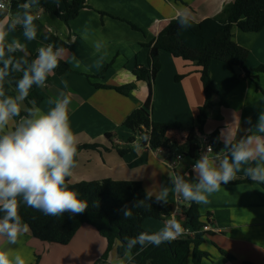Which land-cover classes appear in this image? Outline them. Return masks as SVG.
I'll return each mask as SVG.
<instances>
[{"label": "crops", "instance_id": "1", "mask_svg": "<svg viewBox=\"0 0 264 264\" xmlns=\"http://www.w3.org/2000/svg\"><path fill=\"white\" fill-rule=\"evenodd\" d=\"M233 1L86 0L87 8L68 24L37 8L32 9L38 17L35 21L37 38L25 41L18 26L9 37L19 39L23 45L17 56L28 58L36 54L39 47L45 46L41 40L45 33L73 44L71 49L64 50L62 59L69 72L61 76L51 75L46 86L38 88L43 95L40 106H46L49 98H55L61 91L68 92L72 97L70 118L78 147L87 144L99 147L97 150H78L72 183L110 179L139 182L145 189L147 180L152 189L158 191L161 184L168 183L169 173L190 176L191 159L174 162L167 151L143 146V134L128 144L130 132L123 127V122L143 106L150 94L153 122L192 126L197 134L198 109L204 102L197 68L161 51L160 68L153 80L138 81L133 70L135 67L149 68L148 45L171 20L177 18V13L187 10L191 22L199 23L217 16ZM10 12L15 16L16 12ZM232 34L233 41L248 51L245 68L255 71L264 67V31L243 33L233 28ZM97 42L99 48L95 47ZM73 54L81 61L78 69L72 67L75 61L69 62ZM98 60L102 61L99 67L95 63ZM208 74L213 92L201 132L211 138L215 136L214 141L221 146L218 149L213 147L210 156H215L224 147L219 139L222 129L227 127L235 135L239 128L238 136H243L251 127L249 118L254 125L259 113L264 112V72L257 74L255 84L246 78L242 68H230L214 61ZM179 76L183 77L177 78ZM63 81H67V89ZM124 85L132 86L127 95L113 88ZM5 88L9 94H14L15 88L7 81ZM166 137L183 145L187 132L169 129ZM116 148L129 152L120 156ZM237 175V180L222 184L220 190L209 197L208 203L193 202L200 221L208 219L213 228L200 246V251L208 255L200 264H264V184L254 183L243 172ZM185 203L186 207L183 206ZM167 205L172 210L175 207L182 209L177 216L189 207L190 202L182 199L177 203L175 196L170 194ZM159 222L143 221L142 228L158 233L164 228V222ZM106 247V240L86 226L67 246L40 242L27 230L20 236L18 245H10L0 237V250L8 251L11 256L21 255L26 264H127L124 256H118L117 244L105 260L100 261ZM219 249L233 260L222 256Z\"/></svg>", "mask_w": 264, "mask_h": 264}, {"label": "clouds", "instance_id": "2", "mask_svg": "<svg viewBox=\"0 0 264 264\" xmlns=\"http://www.w3.org/2000/svg\"><path fill=\"white\" fill-rule=\"evenodd\" d=\"M40 3L41 0H23L17 5L15 16L0 3L3 16L0 19V237L10 245H18L26 230L19 214L21 203L48 216L78 215L89 208L87 201L71 186L78 155L77 135L70 118L71 95L61 91L43 107L35 99L28 100L34 86H46L48 78L60 66L64 49L49 43L39 47L35 57L29 60L16 55L23 50L20 40L9 39L19 26L25 41L36 40L38 17L32 9ZM177 23L178 31L191 28L187 10L177 13ZM95 47L99 48L100 44L97 42ZM69 62L73 68L81 67L75 54ZM101 62L96 61V66ZM13 72L20 75L15 80L14 94H9L5 88L6 77ZM62 83L67 89V81ZM248 123L251 127L243 136H238L239 128L235 135L227 127L222 129L219 139L224 147L210 156L213 150L208 146L193 163L191 179L169 173L168 183L161 184L157 193L146 192L143 199L134 198L130 204L123 205L118 210L122 217L131 218L132 209L144 207L145 200L166 206L170 194L184 201L206 204L222 184L237 180L240 172L254 183L264 184V112L259 113L254 125L251 118ZM142 139L150 142L147 135ZM183 231L173 217L158 233L125 236L122 246L127 264H134V248L159 246L178 238ZM0 264H26V261L21 255L11 256L8 251L0 250Z\"/></svg>", "mask_w": 264, "mask_h": 264}, {"label": "trees", "instance_id": "3", "mask_svg": "<svg viewBox=\"0 0 264 264\" xmlns=\"http://www.w3.org/2000/svg\"><path fill=\"white\" fill-rule=\"evenodd\" d=\"M0 1L7 3L8 9L12 12H17V5L23 2V0ZM33 8H37L68 24L79 15L81 10L87 8V5L86 0H56L55 3H53V0H41L40 6H34ZM2 17L0 15V19ZM191 24L192 26L188 30L178 31L177 18L171 20L157 35L154 42L148 45L149 68L135 67L133 75L138 81L153 80L160 68L159 52L161 51L197 68L204 94V102L198 109V133L204 134L201 130L205 122V110L210 105V96L213 92L208 74L210 64L217 61L228 65L230 68H242L246 78L252 80L255 84H257V74L264 72V67H260L255 71L245 68L248 51L233 41L232 34L233 28H237L243 33H260L264 31V0H234L227 4L217 16L207 18L199 23L191 22ZM132 27L136 29V27ZM41 40L45 43V46L51 43L64 50L71 49L73 46L71 42L62 41L52 33L43 34ZM35 55H30L27 59L30 60ZM67 72H69L68 66L61 60L60 66L54 74L61 76ZM19 75V73L13 72L9 77H6V81L15 88V80L19 78ZM50 78L51 76L48 81ZM97 87L101 86L97 85ZM113 88L121 94L127 95L132 86L124 85ZM33 99L39 106L43 100V95L35 86L28 97V100ZM25 103L27 104V101ZM150 105L151 95L149 94L143 106L134 110L123 122V127L130 132L127 143H133L137 135L143 134V136L150 137V142H145L142 139L141 144L143 146L147 145L151 150H163L171 156L181 155L196 160L199 155L198 148L195 145L196 132L194 127L179 123L169 125L155 123L151 119ZM169 129L187 132L186 142L183 145H177L167 139L166 134ZM106 138L109 139V135H106ZM214 139L215 136H212L214 149L221 148ZM98 148L97 145L87 144L78 147V150H97ZM116 152L120 156H124L129 150L116 148ZM186 179H191V176H187ZM71 186L81 194V199L86 200L89 205L84 213L48 216L21 203L19 214L22 217L25 229L36 240L44 243L67 246L82 227L86 226L94 229L107 243L100 261L105 260L108 252L115 244H117L118 256H124L122 245L125 236L135 237L141 232L155 234L142 228L144 220L165 221L173 212L169 205L163 206L145 200L144 207L133 208L132 217L124 219L118 210L123 205L130 204L134 198L143 199L145 197L146 193L139 182L105 179L102 181L72 183ZM176 221L193 230H198L209 222L208 219L200 221L197 207L193 202H190L189 207L184 212L176 216ZM210 234L211 232H202L196 234L193 239L172 240L161 243L159 246L148 245L142 249L138 246L132 250L135 256L134 264H200L202 258L208 257L207 254L200 251V246ZM219 252L228 260H233L225 251L219 249ZM242 264L254 263L244 262Z\"/></svg>", "mask_w": 264, "mask_h": 264}, {"label": "built area", "instance_id": "4", "mask_svg": "<svg viewBox=\"0 0 264 264\" xmlns=\"http://www.w3.org/2000/svg\"><path fill=\"white\" fill-rule=\"evenodd\" d=\"M0 3H3L7 6V3L3 2V1H0ZM8 8V6H7ZM9 10V9H8ZM195 138H196V141H195V145L197 146L198 148V155H200L203 151H206L207 150V147L208 146H211L212 147V150H213V146H212V138L208 135V134H195ZM213 151H211L209 153V155L212 154ZM168 156H171L168 154ZM172 158H174V162L176 161H181L183 160L184 158H187V157H183L181 155H176V156H172ZM191 166H190V170H192V165L193 163L195 162V160H192L191 159ZM176 199V202L177 203H180L182 201V198H178V197H175ZM180 210H182L181 208H178V207H175V209L173 210V213L172 215L167 218L165 221H164V227L167 226V221L170 220L171 218H175L176 220V213H178ZM182 228H183V234L180 235L178 238L174 239V240H188V239H193L195 237L196 234L198 233H202V232H211L213 230V228L211 227L210 223L208 222V224L206 225H203L201 226L198 230H193L191 228H189L188 226H185V225H182Z\"/></svg>", "mask_w": 264, "mask_h": 264}, {"label": "rangeland", "instance_id": "5", "mask_svg": "<svg viewBox=\"0 0 264 264\" xmlns=\"http://www.w3.org/2000/svg\"><path fill=\"white\" fill-rule=\"evenodd\" d=\"M186 162H187V161H186ZM144 191H145V193L148 192V193H153V194H155V193L158 192V191H154V190L152 189V187L150 186L149 181H147V180H146V185H145V189H144ZM183 206L186 207V203L183 204ZM144 221H145V222H150V223H153V222L160 223L159 221H155V220H151V219H146V220H144Z\"/></svg>", "mask_w": 264, "mask_h": 264}]
</instances>
